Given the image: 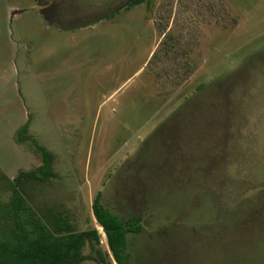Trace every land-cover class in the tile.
<instances>
[{"label":"rangeland","instance_id":"obj_1","mask_svg":"<svg viewBox=\"0 0 264 264\" xmlns=\"http://www.w3.org/2000/svg\"><path fill=\"white\" fill-rule=\"evenodd\" d=\"M130 1L0 0V202L42 147L24 196L109 263L97 194L125 264H264V0Z\"/></svg>","mask_w":264,"mask_h":264},{"label":"trees","instance_id":"obj_2","mask_svg":"<svg viewBox=\"0 0 264 264\" xmlns=\"http://www.w3.org/2000/svg\"><path fill=\"white\" fill-rule=\"evenodd\" d=\"M145 0H131L130 5ZM147 3H150L147 0ZM27 124L16 135L17 141L26 138ZM43 164L37 170L20 172L12 181H8L10 195L0 202V264H84L94 260L101 264H111L108 255L99 247V233L96 228L74 231L67 221L68 215L55 216L52 227L36 214L26 197L21 184L23 180H42L48 175L47 157L44 148ZM92 213L102 227L108 248L116 264H125V235L139 232L141 218L121 220L107 210L97 194L92 202ZM88 245L90 253L83 248Z\"/></svg>","mask_w":264,"mask_h":264},{"label":"flooded vegetation","instance_id":"obj_3","mask_svg":"<svg viewBox=\"0 0 264 264\" xmlns=\"http://www.w3.org/2000/svg\"><path fill=\"white\" fill-rule=\"evenodd\" d=\"M44 1H46V0H44ZM41 12L44 14V16H45V11H44V8L42 9L41 8ZM55 12H56V9L54 8V7H50V11L49 12H47V13H49V14H51V16H54L55 15ZM57 13V12H56ZM63 28V27H62Z\"/></svg>","mask_w":264,"mask_h":264},{"label":"water","instance_id":"obj_4","mask_svg":"<svg viewBox=\"0 0 264 264\" xmlns=\"http://www.w3.org/2000/svg\"><path fill=\"white\" fill-rule=\"evenodd\" d=\"M92 2H94V3H102V2H104L105 0H91Z\"/></svg>","mask_w":264,"mask_h":264}]
</instances>
